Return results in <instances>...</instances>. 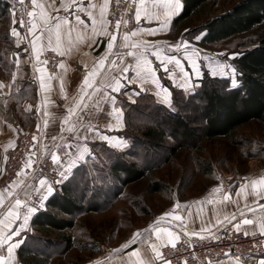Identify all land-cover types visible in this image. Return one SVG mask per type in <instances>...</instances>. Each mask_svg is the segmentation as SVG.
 Returning a JSON list of instances; mask_svg holds the SVG:
<instances>
[{
  "label": "crops",
  "instance_id": "obj_1",
  "mask_svg": "<svg viewBox=\"0 0 264 264\" xmlns=\"http://www.w3.org/2000/svg\"><path fill=\"white\" fill-rule=\"evenodd\" d=\"M63 2L67 4L70 0H63ZM38 3L45 5V12L50 18L56 16L66 17L69 22L67 25H62L59 30L60 50L64 53V55L59 54L61 58L60 65L63 64V67L59 66L57 73L54 75L44 72L45 83L48 87L46 90H41V73L36 69L26 67L22 62L21 54L28 44L27 36L20 27H15L16 21L11 13V8L8 7L4 16L0 17V29L5 28L6 34L14 26L19 37L0 35V84L4 85V87H0V178L4 174L6 158L14 148L9 147V144L11 142L15 146L18 136L23 130L40 129L43 132L44 148L52 150V152L55 151L60 157V164H53L51 176L44 178L55 191L56 188L67 181L55 182L61 180L59 171H63L67 167L69 158L65 153H72V158L75 159L78 155L77 145H86L89 152L84 155L83 159L76 161V166L73 168L69 179L77 168L82 165L88 166L90 159L96 155L95 151H98L97 145L115 151H123L130 145V139L126 134L124 104L134 105L140 100L142 101L145 96H149L157 104L172 109L174 107V91L184 95L197 91L200 88L204 70H207L212 77L228 78L218 73L215 76L212 75L213 70H216L214 60L217 58H215V55L208 54L206 47L210 45L202 46L200 44L201 39H195V36L198 35L202 38L205 31L190 34L185 31L187 29L185 25L174 29L173 21L183 11L184 2L181 0V11L178 15L172 17L169 27L163 31H157L154 35L148 34L147 31L140 32L136 36H130L127 42L122 39L123 34L117 38L112 52L109 54V59L105 61L104 68L100 69L92 80L93 87L99 89V91L93 94V88H87L85 93L82 94L83 77L96 65L97 59L105 53L109 37L107 34L97 36V42L92 47H88L89 41L79 42L77 40L78 33L85 31L84 25L87 26V32L91 33L92 23L87 12H78L76 7H71L65 11L60 6L61 0H38ZM78 3L87 9L90 3L101 5L104 0H78ZM108 4L107 21L110 15L111 0H108ZM164 4L165 0H140L138 7L141 9V19L139 21L135 19L134 28L126 33H131L137 28L144 30L159 29L166 11ZM48 5H54V7H48ZM35 11L37 13V27L29 39L30 47L32 41L36 37H40L37 41L38 53L44 49H55L57 36L54 26L57 21L50 19L49 25L46 27L39 18L38 13L40 10L35 8ZM88 11H91L99 20V7L88 9ZM76 15L81 17L83 25L76 24ZM49 28L52 30L50 31ZM73 28L75 30H72ZM9 33L11 34V31ZM182 38L189 40L190 49L194 47L199 52V57L196 58L199 67L198 75L191 74L192 69L184 55L183 48L177 52L175 48L169 47V45H174ZM137 41H146L149 44L150 50L146 52V58L151 62L156 74V83H153L151 78L144 82L136 78L134 68L136 58L129 57L126 53L130 50L137 52L139 49L126 48L122 45L124 43L131 45V43ZM9 44H12V46H9ZM157 47L160 48L161 56L164 58L163 64L153 55ZM120 54H124L123 61L119 58ZM169 56H176L181 61V67L185 70L184 73H181L174 63L167 61ZM205 56L210 59H204ZM113 60L116 61V66L109 67ZM122 67H127L128 71L121 76L120 68ZM13 74H15V80H13ZM185 74H189V80L187 85L182 86ZM113 77L121 79L123 87L120 92H112L111 87L105 86L107 82H111ZM61 88H63V92ZM164 88L169 90L170 106L165 102L166 94L162 90ZM105 93L108 95L105 96ZM81 95H84V100L80 102L77 114L71 117V123L77 126L79 131L68 132L66 129L69 125L63 124L64 118L68 115V108L79 101ZM89 95L91 96L90 99L88 98ZM112 97L115 98V104L110 102ZM133 100L135 103L132 102ZM37 106L40 108L39 112ZM114 108L120 110L119 117L113 111ZM45 112L48 113L47 116L44 115ZM45 121H47V124H45ZM81 124L84 126L80 127ZM109 125H111V128H109ZM89 126L93 129L91 132L87 131ZM62 128H64L63 131ZM97 133L110 137L111 144L102 140ZM53 137L56 139L53 140ZM65 144L70 145V147H64ZM261 177H264V165H245L240 172L228 174V178L223 184L212 187L187 201H178L175 205L166 208L146 224L144 231L134 244L111 255L96 257L91 264H95L97 261L99 264H135L137 259L144 260L146 264H151L155 258L152 245H156L157 249L161 245H172L167 242V236L164 233H156L157 228L168 229L178 235L179 239L185 235L182 228L189 233L196 232L197 235L194 236L201 237L224 222L234 225L240 223L242 219H250L253 220V223L250 225L242 224L240 231L260 232L257 218L264 215L260 211L261 206H264V188L258 185L254 192L251 181L259 180ZM233 178H239L240 185L234 194L229 196L228 201H223L226 185ZM241 184H246L247 187L245 193L238 195ZM46 186H41L40 182L36 186L25 184L20 178L14 183V188L17 190L16 196L9 195L8 191L0 190V197L4 199V204L0 205V219L4 217L7 209L15 204L16 199L22 201L18 209L20 219L12 225L13 228L19 227L23 223L22 218L25 214H28L27 209L29 207L38 208L35 213L29 214L27 228L21 232L20 236L13 237V242L20 240L23 243L27 236L36 232L32 225V219L39 210L45 208L47 200L44 201L43 206H40V198L42 194H47ZM213 188H220V191L213 192ZM52 193L48 195V198ZM209 199L214 202L208 203ZM261 200H263V203L260 204L259 201ZM249 208L253 209L254 212L249 211ZM169 212L180 216L181 220H173L171 216H164L165 213ZM162 216H164V219H159ZM225 216L228 217V220H225ZM232 216H235V220L231 219ZM217 220H220L221 223L217 224ZM202 228H207L209 231L202 232ZM20 245L13 250L10 264H22L18 257ZM133 251H137L139 257H132L130 254ZM0 256L7 258L6 245L0 246ZM239 258L240 264H259L264 256ZM235 259V256H226L214 264H235Z\"/></svg>",
  "mask_w": 264,
  "mask_h": 264
},
{
  "label": "trees",
  "instance_id": "obj_2",
  "mask_svg": "<svg viewBox=\"0 0 264 264\" xmlns=\"http://www.w3.org/2000/svg\"><path fill=\"white\" fill-rule=\"evenodd\" d=\"M183 11L173 21L174 29L192 23L202 17L201 23L193 28L195 34L205 31L201 38L202 46L217 44L237 35L247 33L259 27L264 21V0H238L229 7L216 11L217 0H183ZM11 8V3L0 0V17ZM20 27V26H19ZM21 28V27H20ZM236 69L238 84L231 86L229 78L212 77L204 70L200 88L192 94L184 95L174 91L175 110L157 104L151 98L144 97L138 103L124 104L126 134L130 139L128 149L133 151V141L141 136L146 144L153 147L163 146L167 136L177 135L185 141L199 138L212 140L217 137H230L235 130L251 121L264 122V31L258 35L252 47L241 51L231 61ZM202 102L200 116L192 119L180 113V102ZM148 111V120L136 123V115ZM167 126V127H166ZM133 145V146H132ZM98 156L107 151L112 154L110 161L103 167L93 164L82 165L75 170L70 179L61 184L47 199L45 208L39 210L32 219L35 233L27 236L18 248V257L22 264H49L51 255L42 252L37 242L44 240L47 246L62 245L61 254L74 246L69 232L75 226L76 216L82 211H98L100 204L86 203L87 195L76 194L78 178L89 182V172H105L107 177L115 178L119 190L139 179L146 177L147 170L138 167L133 161L124 160L120 151L97 145ZM179 145L169 148L175 153ZM154 190H159L156 183ZM88 204V205H87Z\"/></svg>",
  "mask_w": 264,
  "mask_h": 264
},
{
  "label": "rangeland",
  "instance_id": "obj_3",
  "mask_svg": "<svg viewBox=\"0 0 264 264\" xmlns=\"http://www.w3.org/2000/svg\"><path fill=\"white\" fill-rule=\"evenodd\" d=\"M237 1L217 0L215 9L221 11ZM201 21L202 17L194 19L186 25V32H193V28ZM15 27H19L17 22ZM263 31L264 21L247 33L207 46L208 54L217 58L214 60L217 73L220 74L216 68L220 64L234 68L231 61L241 51L252 47ZM9 32L5 34V28L0 29V35L11 37ZM225 71L228 74L224 76L231 83L232 73L230 69ZM180 104V113L184 116L190 119L200 116L202 102ZM135 119L137 125L141 120L149 121L148 111L142 110ZM136 139L133 141V151L120 153L124 160L145 168L146 177L121 188L115 196L112 193L119 189L120 184L115 178L107 177L105 172L90 171L86 186L84 180L78 178L76 194L84 192L87 195L86 203H98L100 208L92 212L84 210L76 216L75 226L69 230L74 246L66 253H60V244L47 246L44 240L37 242L42 252L51 255V264H91L96 257L116 253L124 249L120 247L121 244L131 239L134 233H139V237L148 222L176 202L187 201L223 184L228 174L240 172L245 165H264V122L261 121L254 120L238 127L230 137L212 140L199 138L185 141L172 134L167 136L163 146L153 147L139 135ZM173 145H179L178 149L170 153L169 148ZM100 153L90 159V169L93 164L103 167L110 161L112 154L107 151ZM156 183L159 184V190H154Z\"/></svg>",
  "mask_w": 264,
  "mask_h": 264
},
{
  "label": "snow or ice",
  "instance_id": "obj_4",
  "mask_svg": "<svg viewBox=\"0 0 264 264\" xmlns=\"http://www.w3.org/2000/svg\"><path fill=\"white\" fill-rule=\"evenodd\" d=\"M32 5L34 6V8H38L40 11L38 13L40 20L43 22V24L48 27L49 25V20L50 19H55L57 21V23L55 24L54 28H55V32H56V36H57V46L54 49L55 51L59 52L60 55H64V53L60 50V45H59V30L61 29L62 25H67L69 22L67 20L66 17H61V16H56L54 18H50L47 13L45 12V5L38 3V0H32ZM62 8H64L65 11H67L69 8L71 7H76L77 11H85L87 12L89 18L91 19V23H92V30L91 33L87 32V26L84 25L85 31L83 33H78L77 35V40L79 42H84V41H89L88 47H92L93 44H95L96 41V37L97 36H104L106 34L110 35V39L107 42V47L105 50V53L102 54L96 62V65L83 77V82H82V87H81V93H85V90L87 88H93V94L95 92H98L99 89H96L93 87V83L92 80L93 78L98 74V71L102 68H104L105 66V61L109 59V54L112 52L113 46H114V42L117 40V36L115 34H111L108 33V21L106 19V14L108 12V0H104V3L101 5H96V4H89L88 8L85 9L82 5H80L78 3V0H70L69 3L65 4L63 2V0H61V5ZM48 7H54V5H48ZM96 7H99V20H97L96 16L91 12L88 11V9H94ZM164 7L166 9V11L164 12V18L163 21L160 25L159 29H150V30H144V29H139L137 28L135 31H132L131 33H124L122 36V39L127 42L130 39V36H136L138 35V33L140 32H145L147 31L148 34L150 35H154L157 31H163L164 29L169 27V23L172 19V17L176 16L179 14V12L181 11V0H165V4ZM27 15L29 17H34L37 15V13H34L32 11H29L27 13ZM135 19L137 21H139L141 19V9L140 7L136 8V12H135ZM75 20H76V24L77 25H83V21L81 20V17L79 15L75 16ZM32 24L31 28L28 29L29 33H32L35 31L37 25L34 22H31ZM127 24L126 20H116L115 21V27L117 29L120 28L121 24ZM49 30L51 31L52 29L49 28ZM72 30H75L74 28ZM11 34L14 37H19V34L16 30V28L13 26L10 29ZM187 31V30H185ZM40 39V37H36L33 41H32V52L34 54H38V47H37V41ZM196 40H200L201 37L195 36ZM122 47H130L131 49H139V51L134 52V51H128L126 53L127 56L129 57H135L136 58V64L134 65V68L136 70V78L139 79L141 82H144L146 80H148L149 78H151L153 83H156V74L152 68L151 62L146 58V52L150 50L149 44L146 41H137V42H133L131 43V45L124 43L122 45ZM170 48H175V50L178 52L181 50V48H183L184 50V55L186 57V59L189 62V66L192 69V75H198L199 73V67L198 64L196 62V58L199 57V52L197 49H195L194 47L190 49L189 47V40L187 39H181L179 42H176L174 45H169ZM153 55L156 57L157 60L161 61V63H164V58L161 56V50L159 47L156 48V51L153 52ZM123 56L124 54H120L119 58L121 61H123ZM204 59H210L209 57L205 56ZM167 61L170 63H174L176 68H178L180 70L181 73H184L185 70L184 68L181 67V61L179 59L176 58V56H169L167 58ZM17 63H19V61H17ZM46 63V61H45ZM60 67H63V64L59 65ZM116 66V61L113 60L111 61V63L109 64V67H114ZM216 68L219 70L221 75H227L228 73L225 71V69H230L231 73H232V79H231V84L233 87H235L237 85V80L235 78V72L236 69L231 67V65L228 64H220L217 65ZM167 70V69H165ZM36 71L40 72V88L41 90H46L48 85H46L45 83V69L43 68H37ZM128 68L127 67H122L120 68V73L121 76L123 75V73L127 72ZM217 74L216 70H213L212 75L215 76ZM174 79V77H172ZM49 79H51L49 77ZM184 85L188 84V80H189V74H185L184 75ZM13 80H15V74H13ZM130 82H134V81H130ZM106 87H111L112 92H120L121 88L123 87V85L121 84V79L119 77H113L111 79V82H107L105 84ZM0 87H4V85L0 84ZM166 96H165V102L170 106L171 105V100L168 99V96L170 95L169 90L164 88L162 89ZM61 91L63 92V88H61ZM108 94L105 93V96H107ZM89 99L91 98V96L89 95L88 97ZM131 99V98H130ZM84 100V95L80 96V100L77 101L73 106L68 108V115L64 118L63 124H68L69 126L67 127V131L68 132H78L79 128L75 125H73L71 123V117L73 115H76L78 112V109L80 107V102H82ZM112 104H115V98L112 97L111 101ZM133 103H135V101H132ZM99 103V102H97ZM37 111H40L39 106H37ZM114 112L117 113V116L119 117L120 115V110L119 109H113ZM45 116L48 115L47 112L44 113ZM119 122V121H118ZM45 124H47V121H45ZM84 125H80V127H83ZM109 128H111V125H109ZM64 130V128H62V131ZM93 129L91 126H89L87 128L88 132H91ZM97 135L100 136V138L102 140L108 141L111 144V138L106 136V135H100L99 133H97ZM86 138V137H85ZM37 137L33 136V140H36ZM56 138L53 137V140H55ZM9 147H14V144H12L10 142ZM64 147H70V145L65 144ZM78 149V155L75 157V159L72 158V153H65V155L69 158L68 159V164L67 167H65L63 169V171H59V176L61 177V180L59 181H55L56 183H61L62 181H66L69 179L70 174L72 173L73 168L76 166V161L81 160L84 158V155L86 153L89 152V149L86 145L84 144H79L76 146ZM51 160L53 162V164H60V157L57 155V153L55 151H53L51 153ZM31 159L28 160V162L25 164V167H31ZM40 185L41 186H46V193L47 194H42L41 198H40V206L44 205V201L47 200L48 195H50L54 189L51 185L47 184V181L44 179L40 180ZM260 186L261 188H264V177H261L259 180H252L251 181V187L253 188L254 192L257 189V186ZM247 185L246 184H241L240 189L238 191V195L245 193V189H246ZM213 192H219L220 188H213L212 190ZM258 194V193H257ZM9 195H11V192H9ZM230 199L229 195L227 193H225L223 195V201H228ZM208 203H213L214 201L209 199L207 201ZM219 202V201H217ZM4 204V199L2 197H0V205ZM22 204V201L20 199H16L15 200V204L12 207H9L7 209V212L4 214V217L2 219H0V246H7V252H8V256L7 258H5L4 256H0V264H10V261L12 259V254H13V250L15 248H17L20 243H22V241L20 240H16L15 242H13V237H18L20 236L21 232L24 231L27 226H28V222H29V214L35 213L38 208L37 207H29L27 209L28 214H25L23 216V223H21L19 225V227L13 228L12 225L18 220L20 219V213L18 211V209L20 208ZM177 207H179V205H177ZM249 211L254 212L253 209L249 208ZM261 213H264V206H261L260 208ZM241 215H243V213H241ZM164 216H171L173 220H181V217L178 215H173L172 213H165ZM164 216L160 217L159 219L163 220ZM232 220H235V216L231 217ZM225 220H228V217L225 216ZM220 220H217V224H220ZM253 223V220L250 219H242L240 221V223H236L233 226V228L236 231H240L241 230V225H250ZM257 223L260 229V233L261 235H264V215H261L260 217L257 218ZM156 233H164L167 236V242L169 244H172L173 246L175 245V242L179 239V236L176 235L175 233L169 231L168 229H161V228H157ZM182 231H184L185 236H188L189 234L191 235H197L196 232H191L189 233L188 231H185L182 228ZM202 232H208L209 229L207 228H202L201 229ZM249 233L247 231H245V235H248ZM139 233H134L133 236L131 237V239H129L126 243L121 244V248H127L130 244H134L136 242V239L138 237ZM159 238V237H158ZM201 239H203V236H201ZM152 251L153 253H155V257L157 259H161L163 260L160 251H158L157 246L156 245H152ZM132 257H139V253L137 251H133L130 254ZM95 264H99V262H95ZM135 264H146V262L144 260L141 259H137ZM163 264H169V262L167 261H163ZM235 264H240V258L236 257L235 259ZM259 264H264V259L259 261Z\"/></svg>",
  "mask_w": 264,
  "mask_h": 264
},
{
  "label": "built area",
  "instance_id": "obj_5",
  "mask_svg": "<svg viewBox=\"0 0 264 264\" xmlns=\"http://www.w3.org/2000/svg\"><path fill=\"white\" fill-rule=\"evenodd\" d=\"M11 3V13L27 36L28 44L22 50L23 64L30 69L43 68L51 75L57 73L60 65V55L52 48L44 49L34 54L29 44L32 33L31 22L36 23V16L29 17L27 13H36L32 0H6ZM140 0H111L110 15L108 18V33L119 38L122 34L131 31L135 26V12ZM116 20H126L127 24L115 27ZM108 35V34H107ZM109 39L111 38L108 35ZM46 61V63H45ZM33 136L37 139L33 140ZM52 150L44 148L43 132L40 129H26L20 132L16 145L8 154L5 161L4 174L0 178V190L17 195L14 183L22 179L23 183L36 186L41 179L49 178L52 174ZM31 159V167H25ZM240 185L239 178H233L226 185V193L232 196ZM263 203V200L259 201ZM163 260L156 257L151 264H214L223 257L235 256L241 258H257L264 256V235L260 232L245 235L243 231H236L232 224L224 222L208 234L201 237L188 235L181 237L175 245H161L158 247Z\"/></svg>",
  "mask_w": 264,
  "mask_h": 264
}]
</instances>
